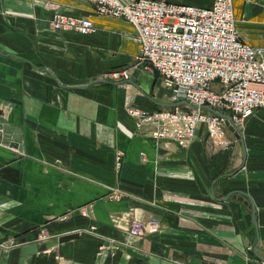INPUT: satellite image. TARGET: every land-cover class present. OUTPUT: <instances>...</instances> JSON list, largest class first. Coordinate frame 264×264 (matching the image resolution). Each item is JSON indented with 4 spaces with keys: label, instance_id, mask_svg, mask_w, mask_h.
I'll return each instance as SVG.
<instances>
[{
    "label": "crops",
    "instance_id": "0c3cea01",
    "mask_svg": "<svg viewBox=\"0 0 264 264\" xmlns=\"http://www.w3.org/2000/svg\"><path fill=\"white\" fill-rule=\"evenodd\" d=\"M232 10L264 61V0ZM56 11L97 30H53ZM139 48L131 23L88 0H0V121L23 144L0 143V264H264V109L237 125L242 141L227 131L228 147L204 125L186 147L157 141L126 112L171 102L133 85L150 69L137 70Z\"/></svg>",
    "mask_w": 264,
    "mask_h": 264
},
{
    "label": "built area",
    "instance_id": "2783aa9c",
    "mask_svg": "<svg viewBox=\"0 0 264 264\" xmlns=\"http://www.w3.org/2000/svg\"><path fill=\"white\" fill-rule=\"evenodd\" d=\"M99 15L131 23L140 43L138 61L152 65L169 90L171 102L185 100L199 108L177 105L147 109L130 105L126 112L135 127L157 141L186 147L204 125L216 147H228L224 114L238 125L258 109H264V61L260 49L244 42L233 15L232 0H213L199 7L168 0H88ZM53 30L81 34L97 30L88 16L54 12L48 19ZM131 74L124 68L114 75L125 82ZM118 162L120 155L117 156ZM145 225L131 221L128 233L140 236ZM45 231L40 230L43 237Z\"/></svg>",
    "mask_w": 264,
    "mask_h": 264
},
{
    "label": "water",
    "instance_id": "95a60500",
    "mask_svg": "<svg viewBox=\"0 0 264 264\" xmlns=\"http://www.w3.org/2000/svg\"><path fill=\"white\" fill-rule=\"evenodd\" d=\"M146 66L151 67V69L153 70V73H154L153 82H155L159 76V73L154 67H152V65L148 64L147 62H141L138 65L137 70L142 67H146ZM136 74H137V71L134 72L133 75L136 76ZM157 104L160 106H168V107L177 106V105H185L191 109L199 108L198 106L192 105L188 101H185V100L169 102V103L157 102ZM224 116H225V125L227 126V129L231 131L236 138H239L242 141L241 131L238 128V126L231 121V114H224ZM0 143L8 145L9 147H12V148H16L18 151H22L23 144H22L20 126H15L7 122L0 121Z\"/></svg>",
    "mask_w": 264,
    "mask_h": 264
},
{
    "label": "rangeland",
    "instance_id": "374dc122",
    "mask_svg": "<svg viewBox=\"0 0 264 264\" xmlns=\"http://www.w3.org/2000/svg\"><path fill=\"white\" fill-rule=\"evenodd\" d=\"M149 68H150L149 71L143 70V72L141 73L140 76L131 75L132 76V79L131 80L132 81L136 80V82H134L133 85H137V81H140L142 85L141 86L138 85V87L141 90L145 91V94L146 95L149 94L151 88H153V92L154 93L157 92L158 89H162V91H164L166 93L163 97H165V99L171 101L170 100L169 90L167 91L166 87L163 85L161 77L158 76V78L156 79V81L153 82V80H154V73H153V70L151 69V67H149ZM183 106H185V105H183ZM162 108H165V107H162ZM158 109H161V108H158ZM227 131L229 132L228 129H227ZM228 132H226V134Z\"/></svg>",
    "mask_w": 264,
    "mask_h": 264
}]
</instances>
